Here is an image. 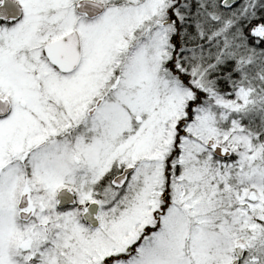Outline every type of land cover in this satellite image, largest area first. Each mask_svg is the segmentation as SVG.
I'll use <instances>...</instances> for the list:
<instances>
[{"label": "snow or ice", "instance_id": "6c2138e0", "mask_svg": "<svg viewBox=\"0 0 264 264\" xmlns=\"http://www.w3.org/2000/svg\"><path fill=\"white\" fill-rule=\"evenodd\" d=\"M0 264H264V0H0Z\"/></svg>", "mask_w": 264, "mask_h": 264}]
</instances>
